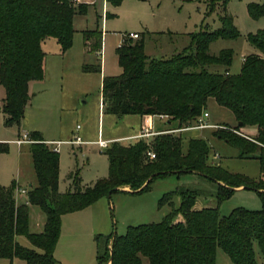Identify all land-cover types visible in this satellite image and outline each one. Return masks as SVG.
I'll use <instances>...</instances> for the list:
<instances>
[{"label": "trees", "instance_id": "obj_1", "mask_svg": "<svg viewBox=\"0 0 264 264\" xmlns=\"http://www.w3.org/2000/svg\"><path fill=\"white\" fill-rule=\"evenodd\" d=\"M106 1L118 6L124 0ZM228 2L209 0L210 13L218 4L222 6L221 27L192 33L190 45L170 59L152 58L146 54L144 39L124 37L116 51L122 73L103 78V110L119 117L163 115L170 123L192 124L213 99L229 109L236 120L232 129L237 133L226 131L219 137L237 147L241 157L258 158L264 173V28L248 34V40L261 54L246 56L240 72L231 73L234 51L223 49L218 56L209 51L216 39L240 36L234 16L227 11ZM88 9V4L75 0H0V83L6 90L1 109L6 126L21 124L32 98L30 83L45 77L42 43L54 37L62 51H67L73 45L75 17L87 14ZM248 12L253 19L263 17L264 2L249 4ZM103 35L99 29L85 31V44L100 56ZM212 66L226 69L211 70ZM84 70L102 72V59L85 64ZM246 127L256 128V134L241 131ZM178 128L158 133L152 145L144 138L128 144L112 142L105 152L108 176L83 186L78 172H71L68 177L74 188L68 192L59 190V152L45 142L41 133L30 134L37 185L29 188L28 200L42 208L46 224L44 231L30 232L29 204L17 203L15 182L10 186L0 183V258L59 264L54 253L64 214L82 210L118 191L143 193L158 177L195 172L217 183L219 202L244 186L259 193L262 208L239 207L229 215H221L218 207L196 209L199 193L180 187L160 200V204H173L175 196L180 199L179 206L162 221L130 225L122 235L97 234L96 264H143L144 257L149 264H217L218 247L236 264H258L256 243L264 255V175L253 179L209 163V145L199 137L189 138L184 150V139L169 132ZM152 148L155 158L148 156ZM8 150L9 144L0 141V155ZM19 235H25L41 251L21 245Z\"/></svg>", "mask_w": 264, "mask_h": 264}, {"label": "rangeland", "instance_id": "obj_2", "mask_svg": "<svg viewBox=\"0 0 264 264\" xmlns=\"http://www.w3.org/2000/svg\"><path fill=\"white\" fill-rule=\"evenodd\" d=\"M84 2L88 4V12L75 17L73 45L67 52L65 51L66 53L60 51V54L55 55L54 51L58 49L59 53L60 45L56 38H47L49 46L45 49L49 60H55L56 63L53 67L49 63L43 83L42 81L33 83V92L40 91L39 96L27 105L24 118L18 126L5 125L1 105L6 90L0 83V141L9 144L8 152L0 155V183H4L5 186L17 182L18 187L27 189L30 183L37 182L31 153L32 145L26 143L19 146L15 142L5 141L16 140L24 132L29 134L39 132L44 138L54 139L56 140L54 143H59L61 192H68L74 188L71 186L73 181L68 177L71 172H78L83 186L92 185L98 179L107 177L109 174V161L105 153L107 149L101 148L98 140L130 135L138 131L139 124L138 115L128 114L119 117L105 113L100 107L103 101V78L119 75L123 71L116 52L123 37L129 40L130 33H138L140 38L134 40L144 39L147 55L166 60L183 52L190 45L192 33L202 28L215 30L221 27L219 14L222 6L218 4L216 11L210 13L209 0H124L118 6L106 0H84ZM263 2L264 0H229L227 4V11L234 16L240 36L232 39H216L210 44L209 51L212 55L218 56L223 49H232L234 60L230 67L231 73L240 72L244 57L261 54V51L248 40V34L264 28V16L253 19L249 15L248 6L251 3ZM95 29L104 32L101 56L85 44V31ZM102 57L106 75L102 74L103 70L102 72L84 70L85 64H96ZM210 69L225 71L226 68L212 66ZM207 110L210 113L207 121L217 126L171 133L184 139V150L188 148L187 137H199L209 145V163L221 165L232 173L244 174L253 179L264 175L258 158L241 157L237 147L219 137V133L226 131L237 133L232 129L236 124L233 113L218 105L213 99H210ZM193 124L195 123L180 125V122L176 121L174 127L184 128ZM144 126L149 125L145 123ZM160 126H163V121L154 128ZM241 131L252 135L248 130ZM77 137L85 142L71 141ZM153 138H145V140L152 145ZM58 140L61 142H57ZM132 141L127 139L123 143L128 144ZM151 150L155 152L153 148ZM180 187L199 193L195 204L197 208L218 207L221 215H229L239 207L259 210L263 205L259 193L253 189L239 187L241 189L236 190L230 198L219 202L216 196L218 185L215 181L195 172L172 173L156 178L152 182L151 189L143 193L118 191L111 197L106 196L105 206L97 207L101 222L99 225L101 231L98 234L108 235L116 232L122 235L130 225L162 221L173 208L179 206L180 199L179 196H175L173 204L170 202L160 204V200L165 193ZM25 196L20 194L19 200L24 201ZM30 213L31 229H44L45 215L41 207L31 206ZM21 241L28 247H34L26 236H22ZM97 250L96 236H94L79 249L81 254L76 255L73 261H68V264H96ZM255 253L258 264H264V255L258 243L255 244ZM0 264L28 263L21 258L13 260L0 258ZM143 264H149L148 258H143ZM217 264L236 263L221 247H218Z\"/></svg>", "mask_w": 264, "mask_h": 264}, {"label": "crops", "instance_id": "obj_3", "mask_svg": "<svg viewBox=\"0 0 264 264\" xmlns=\"http://www.w3.org/2000/svg\"><path fill=\"white\" fill-rule=\"evenodd\" d=\"M82 2H84V0H82ZM47 41H49V40L46 39L42 43L43 50H44V52L46 54L45 62H44L45 77L42 80V83L45 81V78H46V75H47V70L49 68V63L51 64V67H53L54 64L56 63L55 60H49L48 52L45 49L46 46H49ZM122 41H123V39L121 40V43H122ZM60 51H62L61 50V46H60V49H59V53H58V49L56 51H54L55 55L56 54H60ZM66 52H64V53H66ZM243 61H244V59H243ZM243 61H242V65H243ZM58 64H60V62H58ZM103 66L104 65H103V57H102V70H103ZM241 68H242V66H241ZM102 74L106 75L107 71L104 69ZM34 82H41V81H34ZM34 82L30 83V93L32 94V98H31L29 103H31L33 101V99L38 97L39 96V92H40V91L33 92L34 90L32 88H33V83ZM100 107H101V109H103V102L102 101H101ZM135 115H138V114H135ZM138 116H139V124H138V131L137 132L132 133V134L127 135V136H123V137H112V138H107V139L100 138V139L107 140V141H110V142L111 141H115V140H119V141L123 142L124 140L129 139L130 141L133 140L132 142H134L135 140H137L136 136L139 134V132L141 131V129L143 128L145 123L152 127V131L158 132V133L164 132L165 129H167L169 127H174V124H175V122L170 123L168 117L162 116V115H144V116L138 115ZM162 121H163V126H160L158 128H154V127H156V124H159L160 122L162 123ZM210 124H213V123H210ZM243 129L250 131L252 136H254L256 134V132H257V129L253 128V127H246V128H243ZM152 137H154V136H152ZM191 137L192 136L187 137L188 138L187 141ZM148 138H150V137H148ZM44 139H45V142L47 144H50V145H55L56 144L55 146H53V148L59 146V143H54V142H56V140H54V139H52V140L51 139H46V138H44ZM5 141L15 142V140H12V139H10V140L6 139ZM33 142L34 141L32 140V141H29V142H24L22 144H18V143L17 144L19 146H22L23 144H26V143H29V144L32 145ZM57 142H61V140H58ZM33 166H34V163H33ZM36 177H37V175H36ZM0 182H1V180H0ZM16 184H17V182H16ZM35 185H37V182H36V184L35 183L34 184L30 183L29 188L31 186H35ZM71 186H73V183L71 184ZM29 188H27L26 190L29 191ZM20 189H22V188L18 187V184H17V188L15 190L16 191L15 195H16L17 203L18 204H23V203H25L28 200V193L27 194L21 193V191H19ZM124 189L125 190H129L130 188L129 187H125ZM239 189H241V188H237V190H239ZM70 190H73V189L71 188ZM20 194L26 195L24 201H20L19 200ZM104 199H105V197L99 199L98 201H96L92 205H90V206H88V207H86V208H84L82 210H78V211H75V212L67 213V214H64L62 216V231H61V235H60V238H59V241H58V244L56 246L55 253H54L56 259L59 261V264H68V261H73L75 259L76 255L81 254L79 249L81 247H83L85 244H87L89 242L90 238L91 239L94 238V236H96L98 234V232L101 231V229H99V225L101 224V222L99 221L100 218H99V214H98L99 211H98L97 207H101V205L105 206ZM27 204H29V208L31 206H34L33 204H30V202L27 203ZM97 205H99V206H97ZM36 206H38V205H36ZM195 208L196 209H201V208H197L196 205H195ZM29 214H30V220H31V213L29 212ZM44 215H45V221H44V228H45V224H46V214H45V212H44ZM41 217H42V219H44L43 216H41ZM38 226H39V224H38ZM38 228H40V227H38ZM29 229H30V232H32V233H40V232L44 231V229H31L30 223H29ZM34 230H37V231H34ZM22 236H25V235H19L17 237L18 242L21 245L28 247L27 244L22 243V241H21V237ZM29 248H31V247H29ZM33 248L41 251L39 248H37L35 246ZM3 259H5V258H3Z\"/></svg>", "mask_w": 264, "mask_h": 264}, {"label": "built area", "instance_id": "obj_4", "mask_svg": "<svg viewBox=\"0 0 264 264\" xmlns=\"http://www.w3.org/2000/svg\"><path fill=\"white\" fill-rule=\"evenodd\" d=\"M75 1L76 2H81V0H75ZM128 36L130 38H133V39L140 38V35L138 33H130ZM209 116H210V113H209L208 110H206L196 120L195 124L189 125V126L184 127V128L173 129V130H170L169 132L187 131V130H191V129H194V128H206V127H215V126H217V125H214V124H210L207 121V118ZM157 134H158V132L152 131V128L150 126H143V128L141 129L139 134L136 136V138L137 139H139V138H144L145 139V138H148V137L155 136ZM29 141H32V140H31L30 134L28 132H24L21 137H19L18 139L15 140V142L18 143V144H22L24 142H29ZM115 141H119V140H115ZM72 142H74V143H83L84 141L81 140L80 137H77L75 140H72ZM112 142H114V141L110 142V141L103 140V139L98 140L99 146L101 148H104V149L108 148ZM53 150L59 151L58 147L53 148ZM148 156H150L151 158H155L156 157V153L153 150H149L148 151ZM215 156H217V155H215ZM19 191H21V193H24V194L28 193V191L26 189H20ZM25 203L27 204V203H29V201L27 200Z\"/></svg>", "mask_w": 264, "mask_h": 264}, {"label": "water", "instance_id": "obj_5", "mask_svg": "<svg viewBox=\"0 0 264 264\" xmlns=\"http://www.w3.org/2000/svg\"><path fill=\"white\" fill-rule=\"evenodd\" d=\"M241 188H245L244 186H242Z\"/></svg>", "mask_w": 264, "mask_h": 264}]
</instances>
